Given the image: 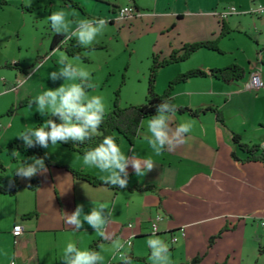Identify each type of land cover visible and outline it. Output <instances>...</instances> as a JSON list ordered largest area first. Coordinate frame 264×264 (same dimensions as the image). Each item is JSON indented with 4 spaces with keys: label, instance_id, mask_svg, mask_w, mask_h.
<instances>
[{
    "label": "rangeland",
    "instance_id": "rangeland-1",
    "mask_svg": "<svg viewBox=\"0 0 264 264\" xmlns=\"http://www.w3.org/2000/svg\"><path fill=\"white\" fill-rule=\"evenodd\" d=\"M114 1L118 6L130 0H30V3L29 0H8V4L0 8L2 185L9 183L21 161L27 158L24 155L26 146L17 135L25 129L45 126L44 122L50 116V113L42 116L37 111L35 97L49 88L80 82L79 79L64 80L65 77L59 73L55 81L49 78L50 72H58L63 67L61 58H64V63H71L90 73V86L85 88V94L89 99L102 96L107 113L111 111L115 99L119 107L144 103L148 68L154 52L163 51L165 55L167 50L162 49H167L169 43L172 48H178L183 43L216 37L221 20L209 14L211 9L234 6L243 14L230 15L226 19L231 31L219 40L223 53L197 51L181 63L185 69L189 66L191 69L218 68L234 62L246 70L247 63L257 62L261 52H264V14L254 12L258 6H264V0H138L148 6L146 9L151 12L150 16L135 21L117 19L110 25L109 19L116 16L111 11ZM60 9L67 14L70 30L75 29L76 23L83 19L104 18L107 21L102 33L90 45L83 46L89 48L83 51L88 62L67 56L62 49H50L55 32L47 16ZM169 10H177L181 16L180 19H172L177 22L173 30L168 24ZM204 83V87L209 84ZM237 85L224 86L223 94L218 95L219 106L215 108L223 122L218 123L217 131L207 121L211 115L214 117L213 111L200 119L182 116V122H191L192 130L183 134L179 142L182 140L189 144L190 147L184 148L187 154L198 156L202 165L197 164L189 170V163L186 162L189 160H184L181 170L186 172L179 174L182 176L180 181L172 183L173 179L170 180L168 175L164 185L173 190L185 181L188 183L185 192L205 190L207 195H187L184 198L180 195L178 198L182 202L179 204H174L171 198L167 199L165 204L169 210L166 211H169L170 219L165 218L160 226L168 223L167 228L180 227L178 231L185 233V238H179L173 249L168 244V238L158 237L168 245L170 264H189L196 256L202 264L224 261L227 264H264V167L261 163L245 162V154L232 143V136L238 135L242 142L256 144L264 150V94L247 90L241 83ZM172 97L174 99L173 93ZM182 100L185 105V99ZM29 101L33 102L30 104ZM10 110L12 113L9 114ZM175 128L173 124L169 127L170 136ZM198 136L218 138L210 143L203 139L201 143L195 140ZM179 142H173L171 147L176 148ZM14 150L16 155L13 157L11 153ZM117 198L118 211L121 208L118 205L125 204L126 200L121 198V194ZM129 214L126 224L131 227L126 228L133 231L139 222L132 212ZM133 235L129 232L121 237L125 247L113 258L115 264L121 262L118 254L128 255L132 248L133 254L143 259H131L132 264H150L147 237L153 236L151 229L150 232L145 231L141 238L134 239ZM211 237H214L213 243L209 246ZM128 241L133 242L131 247ZM105 248L110 250L111 245Z\"/></svg>",
    "mask_w": 264,
    "mask_h": 264
},
{
    "label": "crops",
    "instance_id": "crops-1",
    "mask_svg": "<svg viewBox=\"0 0 264 264\" xmlns=\"http://www.w3.org/2000/svg\"><path fill=\"white\" fill-rule=\"evenodd\" d=\"M126 5L132 6L135 10V14L131 18H128L133 21L138 18L140 19L150 16L149 14H151V12L146 9L148 6L142 5L138 0H134V2L130 0L121 3L118 6L116 1H114V8L111 11L116 15L117 8ZM219 10L222 12L225 8L211 9L209 14L218 17L217 14L220 13ZM168 12L170 17L168 24H171L170 29L173 30L177 26V22H173L172 19L174 17L180 19V12L177 10H169ZM240 14H243V12L237 11V13L233 15ZM109 20V24L111 25L117 20V18L114 16V19ZM225 23L227 26L229 25L227 20H225ZM218 26H220L219 22ZM214 38L210 37L205 40H211ZM205 40L202 39L199 41ZM183 44L178 48H172V45L169 43L167 49H162L167 50L165 55H163V51H160L158 54L161 59L166 58L172 51L180 49ZM200 50L209 51L205 49ZM183 62L173 63L159 69L155 83L156 92L160 93L165 89L168 81L173 79L176 75L182 74L191 69L190 66L185 69L181 64ZM247 64L248 66L246 70L242 66L245 71V77L236 82H223L210 77H203L188 79L187 81L175 85L173 95L177 107L187 108L189 110L201 109L204 111H201L195 117L191 116L189 113H179L177 111H175L176 113H169V127L173 124L175 128L178 123L183 121V115L188 119H200L202 116L205 117V115H211L212 111L210 109H216L215 107L219 106L218 95L223 94V90L225 89L224 86L238 87L237 83H241L242 86L244 85L245 87L248 76L252 71L258 72L264 81V52H261L257 62H248ZM194 69L207 71L212 68L200 67ZM204 82L209 83L207 87H204V85H206ZM257 92L264 94L263 89L258 90ZM182 98L186 101L185 105ZM178 115L181 116L179 117ZM212 118H214V120ZM144 121L145 120L141 123L137 139H135L130 145L125 141H121L119 146L121 151L127 157L133 158V162L139 163L142 169L144 168L145 161L149 158L151 159L153 166L151 170L136 175L131 164H129L127 166V189L113 191L107 186H93L83 180L75 179L71 174L72 170H78L101 181H105L103 176L106 175V173H101L94 167L90 168L84 166L82 164L83 155H80L77 152L70 151L59 145L53 146L49 144L48 148H43L40 158L44 160L45 170L37 172L29 178L19 176L18 178L21 185L20 189L13 195H0V264H9L10 259H14L15 264H64V261L61 259L62 249L68 242H74L77 248L81 250H88L89 245L97 240L101 241L100 246L102 247L99 246L98 252L104 257L102 264H114L113 258L116 253L106 250L105 247L111 245L112 241L117 238L121 239L124 234L129 232L134 234V239L141 238L145 231L150 232V220L156 216H160L162 220L157 224L155 237L165 236L168 238V244L171 247L174 244L171 242L173 237L177 238L179 235L177 241L179 238H185V236L182 237L178 231L180 227L167 228L166 226H168V223L166 222L163 227L160 226V223L164 222L165 218L170 219V213H168L169 211H166L169 209L166 207L167 205L165 203L168 202L167 199L171 198L173 199L174 204H179L182 202V200L178 198L180 195L184 198L187 195L201 197L202 195L207 194L205 190L202 191L201 189L200 192L195 190L197 193L185 192L184 190L188 184L184 183L185 181H182L173 190L168 189L169 187L164 184L166 179H168V175L170 176V180L173 179L172 183L180 181L179 179L182 176H179V174H184V172H186V170H181V165L184 160H189L186 161L189 163V170L190 168H194L197 164L202 165V161L198 156H194V154H187L184 148L190 146L189 144L186 145L182 140H180V142L179 140L174 141L179 142V145H176V148L173 149L171 146L166 145L161 153L156 155L148 144L147 138L149 134L147 133L146 123H144ZM207 121H209L215 131L218 130L219 122L216 120L215 114L214 117L211 115L209 119L207 118ZM214 138L217 139L218 136H198V139L195 140L201 142L204 139L210 143ZM204 144H206V142ZM30 159L31 158H25L21 163L28 160V162L31 163ZM233 163L236 165L235 161ZM32 178H36L37 180L34 187H31ZM136 186L139 188L153 186L157 191L161 190L162 195L159 196L156 192L133 189ZM120 194L121 198L125 197L126 201L125 204H122L121 206L118 205V207L121 208L117 211V196ZM91 201L105 203L108 205V208L112 210L111 217H107L105 213V218L108 219V222L104 227V231L106 236H108V239H102L98 236L97 233L94 232V229L86 222H84L83 227L75 233L72 230L74 226L65 223L64 213L71 214L75 210L77 204L82 205L84 212L87 213L91 207H93ZM131 212L133 214L132 216L136 217L139 222L133 231L126 228L129 224H126V220H128L127 218ZM140 216L145 217L146 219L143 220ZM16 224H20L23 227V233L19 237L13 238L11 230ZM261 225H263V223H261ZM147 238H152V236L148 235ZM132 245L133 242L130 247ZM171 249H173V247ZM129 255H132V257H135L138 260H143L133 254V248L127 256ZM193 259H198L197 264H202L198 256L192 258V260ZM191 261L189 264H191ZM215 264L227 263L224 261L223 263Z\"/></svg>",
    "mask_w": 264,
    "mask_h": 264
},
{
    "label": "clouds",
    "instance_id": "clouds-1",
    "mask_svg": "<svg viewBox=\"0 0 264 264\" xmlns=\"http://www.w3.org/2000/svg\"><path fill=\"white\" fill-rule=\"evenodd\" d=\"M30 3V0H29ZM28 3V4H29ZM123 11L119 18H123ZM66 12L63 9L53 11L47 16L51 29L56 34H63L64 44L68 39L74 38L77 45H90L98 34L102 33L107 21L104 18L83 19L76 23L75 29L70 30V22L66 19ZM60 63L63 67L58 71L49 73V78L55 81L57 74L63 75L64 80L76 81L68 86L61 85L55 89H47L42 94L35 97L37 111L44 116L50 113L51 117H56L59 122L49 118L44 123L45 127L35 129H25L17 137L23 140L26 147L38 144L42 148L50 145H57V142H79L92 140L104 120L105 103L102 96H92L90 99L85 94L90 73L82 68H78L71 63H64L61 58ZM33 101H29L31 104ZM156 114L146 122L148 144L152 151L159 155L166 145L172 146L173 142L183 137V134L190 133L192 124L190 121L177 124L174 133L169 135V113H174L176 106L162 101L156 105ZM14 157L16 151H12ZM82 164L87 167H94L101 173H106L103 179L107 184L125 188L127 185V166L131 164L136 175L143 174L144 171L152 169L151 159H147L142 169L139 163L133 162V158L127 157L122 151L116 140L111 135H104L94 146L89 147L83 153ZM45 170L44 160L33 157L31 163L24 161L15 170V175L29 178L37 172ZM93 207L85 213L83 206L77 204L71 214L64 213L65 223L74 226L73 232H77L86 222L94 229L102 239H108L104 227L108 222L105 218L111 217L112 210L108 205L98 201H91ZM147 245L151 250L149 257L150 264H170L168 245L160 238L155 237L147 240ZM102 247V246H100ZM125 244L119 238L112 241L110 251L117 253L123 249ZM61 259L64 264H102L104 257L95 250H81L74 242H68L62 249ZM118 259L122 264H132V260L126 254H120ZM9 264H15L14 259L9 260Z\"/></svg>",
    "mask_w": 264,
    "mask_h": 264
},
{
    "label": "trees",
    "instance_id": "trees-1",
    "mask_svg": "<svg viewBox=\"0 0 264 264\" xmlns=\"http://www.w3.org/2000/svg\"><path fill=\"white\" fill-rule=\"evenodd\" d=\"M132 1L134 2V0ZM7 4H8V0H0V8L6 6ZM219 25H220L219 34L214 39L183 44L180 49L172 51L169 54V56L166 58L161 59L159 54H155V53L151 55L150 58L151 64L148 68V74H147V90H146L145 101L143 104L126 105L123 107H119L117 104V99H115L111 111L104 113V120L100 125V128L96 133V136L92 140L85 141L84 143H79V142L73 143L72 141L65 143L58 141L57 145L66 148L70 151L77 152L80 155H83V153L87 151L89 147H92L96 142H99V140L102 139L104 135L113 136L118 145L121 141H125L130 145L139 136V130L143 120L150 119L153 115L156 114V107H155L156 105L160 104L162 101H166L169 104L175 105L174 99L172 97V93L175 85L184 82L188 79L203 78V77H210L223 82H230V81L236 82L242 80L245 77V71L243 67L237 63H231L227 66L212 68L207 71L201 69L187 70L185 73L178 74L173 79L168 81L166 88L161 93H158L155 90V83L160 68L173 63L186 61L187 59L190 58V56L193 53H195L200 49L213 51L219 54L223 53L219 47V40L225 35L229 34L231 30L229 29L225 21H220ZM62 40H64L63 34L54 33L51 37L50 49L51 50H53L54 48L62 49L64 50L67 56L77 57L84 62H88L87 57L83 55V51L89 50V48H85L83 46L77 45L74 38L68 39L64 44L60 43ZM13 66H17L16 63H13ZM210 110L214 112L216 120L222 123L223 119L220 112L217 109H210ZM175 111L179 113H189L191 116L194 117L201 112L199 110H189L187 108H178V107H176ZM10 113H12V110L9 111V114ZM49 118L53 119L56 122H59L56 117L48 116L47 119ZM37 127L47 128V125L45 126L38 125ZM232 143L236 146L237 149H239L242 153L245 154L244 161L261 163L264 165V150H261L258 145L256 144L249 145L247 143H244L241 141L238 135L232 136ZM42 151L43 148L38 144H35L32 147H26L24 149V155L27 158H33V157L40 158ZM231 155L234 161L236 162V158L233 152ZM0 168H2L1 165ZM71 174L75 179L83 180L93 186H107L111 188L113 191L121 190V188H119L118 186L107 184L105 181L98 180L97 178L84 174L78 170L77 171L72 170ZM18 177H19L18 175L14 174V176L7 185H2L1 184L2 178H0V195L15 194L21 187ZM36 182H37L36 178H32L31 187L32 186L34 187L36 185ZM122 189H127V187ZM133 189L156 192L158 193L159 196L162 195L161 190L157 191V189L154 188L153 186H145L143 188H139L136 186ZM219 235H217V237H219ZM213 238L214 237H211L209 239V246L212 245ZM100 243H101L100 240L91 243L88 247V250L91 249L98 252ZM128 257H130L132 260H138L137 258L132 257V255H129ZM197 262L198 259H193L191 261V264H197ZM116 264H122V262H118Z\"/></svg>",
    "mask_w": 264,
    "mask_h": 264
},
{
    "label": "built area",
    "instance_id": "built-area-1",
    "mask_svg": "<svg viewBox=\"0 0 264 264\" xmlns=\"http://www.w3.org/2000/svg\"><path fill=\"white\" fill-rule=\"evenodd\" d=\"M122 10H124V11H123V18L121 19L119 17L121 15ZM254 12H256L259 15H262V14H264V7L258 6ZM236 13H237V9L234 6H229L225 10H223L222 12L218 13L217 16L221 21H225L228 18V16L236 14ZM134 14H135V10L130 5L119 7L116 10V17H117V19H120V20L131 18ZM245 88L247 90H254V91L264 89V81L258 72L252 71L249 74L248 80L245 84ZM161 220H162V218L160 216H156L154 219L150 220V229H151L152 233L155 234L157 232V224ZM128 227H131V225L128 224ZM22 233H23V227L20 224H16L13 226V228L11 230V235L13 238L19 237L20 235H22ZM180 234L182 237L185 236L184 231H182V230L180 231ZM176 241H177L176 237H173L171 239L172 243H175ZM127 243L131 244L129 241ZM119 255L120 254H118V256Z\"/></svg>",
    "mask_w": 264,
    "mask_h": 264
}]
</instances>
